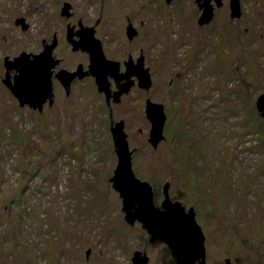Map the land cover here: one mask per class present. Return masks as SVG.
Masks as SVG:
<instances>
[{
    "label": "rangeland",
    "instance_id": "obj_1",
    "mask_svg": "<svg viewBox=\"0 0 264 264\" xmlns=\"http://www.w3.org/2000/svg\"><path fill=\"white\" fill-rule=\"evenodd\" d=\"M53 10L48 0H0V264H124L122 243L137 231L124 228L109 180L117 158L103 102L37 113L20 108L1 80L3 58L34 49L42 16ZM20 15L31 22L28 30L14 24ZM186 37L157 32L156 46L172 54L177 44L182 56ZM255 47L251 55L242 39L238 70L227 63L181 70L184 60L156 70L149 94L164 106V137L156 148L148 143L145 116L132 127L138 134H128L133 170L156 188V205L168 182L170 199L194 208L207 244L240 264H264V122L256 106L264 92V37ZM126 104L124 111L134 103ZM129 113L122 114L127 123L136 120Z\"/></svg>",
    "mask_w": 264,
    "mask_h": 264
},
{
    "label": "flooded vegetation",
    "instance_id": "obj_2",
    "mask_svg": "<svg viewBox=\"0 0 264 264\" xmlns=\"http://www.w3.org/2000/svg\"><path fill=\"white\" fill-rule=\"evenodd\" d=\"M48 2L53 4L54 10L51 15L42 16L39 40L34 44V49L28 52L38 54L49 49L56 60L51 70L53 101L50 104L47 99L41 110L28 105L18 106L42 113L56 104H62L63 107L68 104L80 112L85 103L90 108L97 99L104 104L109 130L115 122L123 121L127 142L128 134H138L132 127L139 122V117L140 120L146 117L147 103L161 104L149 94L156 70H167L180 60H184L181 70L192 72H205L209 67H213L212 70L218 69L219 66L224 67L225 63L229 68L238 70L242 39L249 53L255 55L256 39L264 37V29L257 27V23H264V0H81L79 4L72 0ZM18 18L23 20L24 29L15 23ZM157 19L163 21V31L156 29ZM15 20L14 24L20 26L21 30H28L31 26L25 16H17ZM157 32L173 35L185 33V40L190 36L184 54L178 55L177 44L173 46L172 54L166 52V47H157V42L162 44L161 38H156ZM91 50L100 53L98 62H92ZM225 50H228L230 58L225 56ZM252 59L255 60V57L252 56ZM3 70L5 74L4 66ZM146 73L150 78L148 88L141 83ZM9 75L12 78L15 72L10 71ZM191 77L196 78V75L192 74ZM173 80L170 78L169 82L173 83ZM81 101L83 103L80 107ZM129 101L134 104L124 111ZM124 112H130L136 120L134 118L127 123L126 117L122 116ZM137 131L141 132L140 129ZM129 148L133 149V166L136 147ZM153 191L155 195L156 188ZM122 217L126 230L137 231L134 239L125 241H131L132 246L122 243L124 264H179L164 240L152 238L137 220L133 223L125 221L123 212ZM203 234V255L192 264H240V259L233 253L226 256L221 249L208 245L207 235L204 231ZM129 236L133 237V234ZM101 247L100 253L106 250L104 244ZM91 254L92 250L88 247L84 252L85 261L89 260Z\"/></svg>",
    "mask_w": 264,
    "mask_h": 264
},
{
    "label": "water",
    "instance_id": "obj_3",
    "mask_svg": "<svg viewBox=\"0 0 264 264\" xmlns=\"http://www.w3.org/2000/svg\"><path fill=\"white\" fill-rule=\"evenodd\" d=\"M15 23L24 29L21 18L16 19ZM99 54L91 50L92 62L99 61L98 56H101ZM55 63L56 60L49 49L38 54L22 51L12 58L7 55L3 58L5 74L2 82L16 98L20 107L28 105L41 110L47 99L50 104L53 101L51 70ZM10 71L15 72L12 78L9 75ZM141 83L146 88L149 87L150 78L147 73L142 77ZM256 106L264 122V93L257 98ZM146 118L150 124L148 142L156 148L164 137L166 116L162 104L148 102ZM110 134L117 163L109 180L121 199V211L124 213L125 221L128 223L139 221L152 238L162 239L170 246L179 264H192L203 255L205 238L201 226L196 221L194 208L189 207L186 210L180 201H172L169 197L168 182L162 186L163 200L159 206H155L152 185L136 177L132 169L133 149L129 148L122 120L110 126Z\"/></svg>",
    "mask_w": 264,
    "mask_h": 264
}]
</instances>
